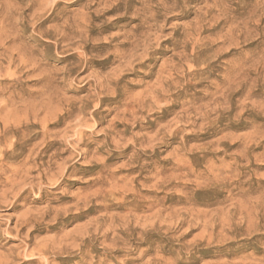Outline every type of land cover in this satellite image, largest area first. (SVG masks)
<instances>
[{"label":"rangeland","instance_id":"obj_1","mask_svg":"<svg viewBox=\"0 0 264 264\" xmlns=\"http://www.w3.org/2000/svg\"><path fill=\"white\" fill-rule=\"evenodd\" d=\"M0 264H264V0H0Z\"/></svg>","mask_w":264,"mask_h":264},{"label":"bare ground","instance_id":"obj_2","mask_svg":"<svg viewBox=\"0 0 264 264\" xmlns=\"http://www.w3.org/2000/svg\"><path fill=\"white\" fill-rule=\"evenodd\" d=\"M149 59H150V57H149ZM5 132V131H4ZM29 140V139H28ZM25 143V142H24ZM10 149V148H9ZM31 156V155H30ZM54 176V175H53ZM9 177V176H8ZM32 178V177H31ZM34 178V177H33ZM21 185V184H20ZM15 187V186H14ZM16 188V187H15ZM18 194H19V192H18ZM9 205V204H8ZM69 208V207H68ZM169 213V212H168ZM75 215V214H74ZM28 219V218H27ZM85 225V224H84ZM171 225V224H170ZM36 229V228H35ZM193 230V229H192ZM16 231H17V229H16ZM32 232V231H31ZM12 237V236H11Z\"/></svg>","mask_w":264,"mask_h":264}]
</instances>
